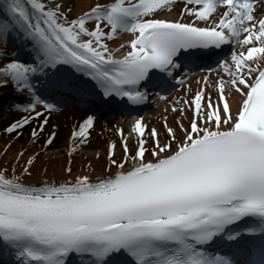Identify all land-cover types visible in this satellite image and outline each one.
I'll return each instance as SVG.
<instances>
[{
    "label": "snow or ice",
    "instance_id": "1",
    "mask_svg": "<svg viewBox=\"0 0 264 264\" xmlns=\"http://www.w3.org/2000/svg\"><path fill=\"white\" fill-rule=\"evenodd\" d=\"M174 7L0 0V94H19L0 124V264H264V0L160 14ZM120 32L130 37L111 47ZM93 94L136 113L164 101V114L113 125L117 138L74 174L97 127L89 110L63 176L37 172L58 137L52 115Z\"/></svg>",
    "mask_w": 264,
    "mask_h": 264
},
{
    "label": "bare ground",
    "instance_id": "2",
    "mask_svg": "<svg viewBox=\"0 0 264 264\" xmlns=\"http://www.w3.org/2000/svg\"><path fill=\"white\" fill-rule=\"evenodd\" d=\"M94 2H105V0H68L69 5L72 7L73 14H78L80 11L86 10ZM176 7L171 9H165L160 14L167 16H175L178 10V2H173ZM130 37L129 33L120 32L118 33L115 40L110 44L111 47H116L118 44L123 43L126 39ZM199 72H194L193 75H200ZM195 87V83L193 84ZM9 89L5 90L8 91ZM1 95V94H0ZM165 108L164 101H160L159 104L150 105L145 111L141 112L139 115H143L145 121L149 124L155 123L159 126L161 116L164 114L163 110ZM88 111H84L78 108H64L59 112H56L51 117V123H56L58 125L57 132L58 137L55 141L53 147L45 154L40 157V160L36 163V171L42 172L45 167H47V175L49 178L59 180L63 176L61 170V165L65 164L67 161V142L70 134L71 127L83 117ZM15 116V115H14ZM14 116L8 115L0 117V124H6L11 121ZM169 119L171 120V113H168ZM98 122L96 130L92 133V139L89 146L82 148L79 152L73 154V173L81 172L84 169L81 167V162L84 158H93V152L99 150L103 155V152L107 145V140L109 138L116 139L115 133L111 130L113 125H123L125 132L129 130V123L132 120L128 116L126 117H106L97 115ZM107 121L108 131L103 135L100 134V126ZM51 124L49 125V127ZM7 139L6 135H0V146L3 145L4 141ZM27 139V136L23 137L17 144L16 147L12 149V153H15L20 144H23ZM119 146L117 151L119 152ZM10 153V155L12 154ZM102 170L97 165L96 175H99ZM38 178V177H37Z\"/></svg>",
    "mask_w": 264,
    "mask_h": 264
}]
</instances>
